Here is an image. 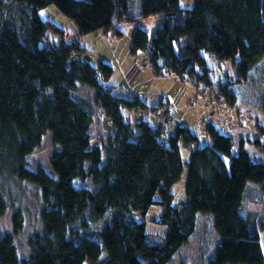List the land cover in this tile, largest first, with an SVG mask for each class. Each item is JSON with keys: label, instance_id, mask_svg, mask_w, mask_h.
I'll return each mask as SVG.
<instances>
[{"label": "trees", "instance_id": "1", "mask_svg": "<svg viewBox=\"0 0 264 264\" xmlns=\"http://www.w3.org/2000/svg\"><path fill=\"white\" fill-rule=\"evenodd\" d=\"M51 4L80 34L102 28L121 36L119 22L160 14L151 42L147 29L136 27L130 47L133 54L147 50L156 75L210 84L206 55L236 60L243 78L264 57V0H192L188 9L180 0H142L136 12L130 0H0V179L12 175L38 186L43 223L23 258L13 233L0 227V264H166L194 232L197 212L213 213L219 235L206 264H264L259 232L240 210L246 183L264 180V157L254 160L242 139L233 153V137L211 123V142L199 145L187 125L163 137L153 121L126 119L123 109L145 103L138 95L114 94L108 63L73 60L84 49L80 41H46L50 31L65 33L40 14ZM83 86L93 100L78 95ZM217 90L224 101L236 102L226 80ZM95 107L115 133L94 143ZM45 134L55 145L49 164L32 167L29 156ZM252 141L264 152V144ZM181 144L190 149L186 162ZM185 164L186 196L175 201L171 188ZM87 179L95 189L82 183ZM155 203L161 212L154 220L167 227L161 242L151 241L140 220ZM6 206L0 196V213ZM13 226L15 232L22 226L19 212Z\"/></svg>", "mask_w": 264, "mask_h": 264}, {"label": "rangeland", "instance_id": "2", "mask_svg": "<svg viewBox=\"0 0 264 264\" xmlns=\"http://www.w3.org/2000/svg\"><path fill=\"white\" fill-rule=\"evenodd\" d=\"M141 1L130 0L131 11H138ZM180 4L182 8L188 9L192 6V0H180ZM40 14L42 17L53 20L65 31L61 36L48 30L50 32L47 42L57 43L61 38L65 41L69 39L80 41L84 49L80 54H73L76 60L92 63L95 66L102 61L111 65L112 74L107 82L112 86L114 94L129 97L138 93L142 96H149L148 99L159 98L154 106L138 104L137 107H126L122 110L126 119L129 116L131 119H136L135 121L139 118L154 122L156 121L155 113H157L155 110H164L169 114L166 105L168 104L169 109L173 111L172 117H174L168 125H159L163 127V137L171 135L175 127L181 125L179 121H182L199 136V145H204L211 142V136L207 130V125L211 123L233 137V153L238 151V141L242 139L244 147L254 160L263 159L264 152L261 146L256 145L252 140L257 138L258 144H264V111L261 109V103L264 101V57L243 78L237 71L236 60L220 61L206 55L207 65L212 70L210 84L198 82L187 76L178 77L170 72L156 75L149 64L147 50L137 49V52L133 54L130 47L136 27L146 28L149 42H151V38L158 29L160 14L133 22H119L116 27L122 31L121 36L113 32H104L102 28L80 34L73 21L60 13L53 4L41 9ZM224 80L231 84L234 90L236 102L233 105L216 95L217 88ZM77 93L93 100L92 90L86 86L78 89ZM162 98L166 100V104L162 102ZM96 108L89 128L94 143L100 140L106 141L115 133L110 126L112 122L108 120L105 112ZM137 131L136 127L132 129L133 133ZM54 147L50 134H45L40 146L35 148L29 156L31 166H47ZM179 147L181 158L184 162L188 161L189 147L182 144ZM186 168L185 164L181 178L171 188L175 201L185 199ZM82 183L89 185L92 189L96 187V184L90 183L88 179ZM245 188L244 203L240 210L259 232L261 249L264 253V180L261 182L248 181ZM0 196L7 203L6 211L0 213V227L3 231L13 233L17 253L22 258L26 257L29 254L28 239L35 231L43 230L42 219H40L39 188L32 182L11 175L0 179ZM15 212H19L22 219V226L17 232L14 231L13 226ZM160 212L161 206L155 203L140 217V220H145L147 232L153 242L163 241L167 228L166 225L154 220ZM106 217L102 218L94 228L99 229ZM213 220V213L197 212L194 232L190 234L186 243L180 245L166 264H206L219 242V235L214 229ZM106 256V251H104L100 259Z\"/></svg>", "mask_w": 264, "mask_h": 264}, {"label": "built area", "instance_id": "3", "mask_svg": "<svg viewBox=\"0 0 264 264\" xmlns=\"http://www.w3.org/2000/svg\"><path fill=\"white\" fill-rule=\"evenodd\" d=\"M75 56H72V59L75 60ZM138 110V109H137ZM156 118L154 122H156L158 125L163 124V125H168V123L173 119L172 115H169L168 113L163 111H160L159 109L155 110Z\"/></svg>", "mask_w": 264, "mask_h": 264}, {"label": "crops", "instance_id": "4", "mask_svg": "<svg viewBox=\"0 0 264 264\" xmlns=\"http://www.w3.org/2000/svg\"><path fill=\"white\" fill-rule=\"evenodd\" d=\"M138 95V97L140 96V98L142 99V101L146 104V105H151V106H154L155 105V103H156V101L157 100H159V98L158 97H156V100L155 99H148V97L149 96H146V95H144V96H142L141 94H135V96H137ZM145 96H146V98H145ZM145 98V99H144ZM147 99V100H146ZM162 100H163V98H162ZM168 100V99H167ZM162 102H164L165 104H166V100L164 99ZM167 105V108H168V110H169V114H171V115H173L172 113H173V111H171L170 109H169V107H170V105L168 106V104H166ZM174 117V116H173ZM179 123H181V125H186V124H183V122L181 121H179ZM188 126V125H187ZM174 131V130H173Z\"/></svg>", "mask_w": 264, "mask_h": 264}]
</instances>
